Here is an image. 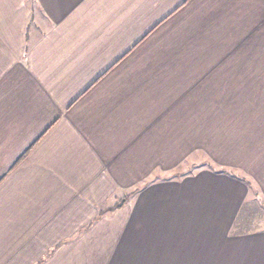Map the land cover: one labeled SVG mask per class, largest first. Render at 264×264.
Masks as SVG:
<instances>
[{"label": "crops", "instance_id": "1", "mask_svg": "<svg viewBox=\"0 0 264 264\" xmlns=\"http://www.w3.org/2000/svg\"><path fill=\"white\" fill-rule=\"evenodd\" d=\"M251 187L264 0H0V264H264Z\"/></svg>", "mask_w": 264, "mask_h": 264}, {"label": "rangeland", "instance_id": "2", "mask_svg": "<svg viewBox=\"0 0 264 264\" xmlns=\"http://www.w3.org/2000/svg\"><path fill=\"white\" fill-rule=\"evenodd\" d=\"M249 196L251 197L250 200L240 212V217H246V210L248 211L247 221H249V224H243L241 227L242 229L264 227V202L259 197V194L254 187H251ZM239 226L240 225H236L237 228H239Z\"/></svg>", "mask_w": 264, "mask_h": 264}]
</instances>
